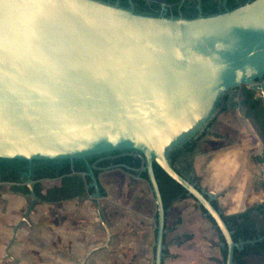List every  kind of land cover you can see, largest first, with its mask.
<instances>
[{"label":"water","instance_id":"1","mask_svg":"<svg viewBox=\"0 0 264 264\" xmlns=\"http://www.w3.org/2000/svg\"><path fill=\"white\" fill-rule=\"evenodd\" d=\"M263 76L264 0L194 18L99 0H0V159L85 162L105 239L80 264L111 238L87 158L124 150L141 158L153 198L152 264H161L165 232L153 162L213 219L232 264L234 249L264 235L234 241L215 194L177 173L169 152L206 128L227 90L244 85L264 102ZM29 173L10 241L36 200Z\"/></svg>","mask_w":264,"mask_h":264},{"label":"crops","instance_id":"2","mask_svg":"<svg viewBox=\"0 0 264 264\" xmlns=\"http://www.w3.org/2000/svg\"><path fill=\"white\" fill-rule=\"evenodd\" d=\"M227 113L223 112L219 119L226 118ZM218 122L216 120L209 129L210 134L202 139L205 147L202 159L197 160L194 152L193 172L201 190L213 192V201L221 212L228 215L253 204V181L260 176L257 174L258 166L250 160L253 154L250 142L253 137L258 139L251 133L250 124L238 112L232 116V126L219 125ZM215 127L225 130H213ZM212 132L219 137H213ZM231 132L236 133V138ZM215 140L227 142V146L217 150L212 142ZM221 151H224L223 155ZM112 171L124 173L114 168L103 170L100 174ZM98 178L101 184L108 187L111 179ZM43 182L59 185L57 180ZM0 186L6 187V191L0 189V264H80L85 252L104 241V230L98 224L93 209L79 207L75 220L71 221L68 216L70 205L67 204L60 208L63 216L58 228L38 224L37 216L40 215L32 212L30 223L19 225L10 241L12 226L18 221V204L23 198L13 194L7 184L0 183ZM129 196L125 191L117 195L116 201L124 208L123 215L127 220L121 222L120 228H117V223L116 226L110 223L109 248L93 252L85 264H152L155 207L152 210L143 205L141 209L133 204ZM73 201L64 200L62 203ZM53 204L58 203H42L44 206ZM42 210L43 213L48 212L45 207ZM164 228L161 264H224L218 234L192 198L172 201L165 213ZM118 245H121V254L115 251Z\"/></svg>","mask_w":264,"mask_h":264},{"label":"trees","instance_id":"3","mask_svg":"<svg viewBox=\"0 0 264 264\" xmlns=\"http://www.w3.org/2000/svg\"><path fill=\"white\" fill-rule=\"evenodd\" d=\"M99 1L109 4H113L114 2V0ZM247 1L250 0H227L224 10L235 8ZM132 3L134 6L133 11L155 16L154 14L143 12L142 0H132ZM118 6L128 9L127 0H119ZM213 7V0H203L201 3V8L203 9L202 15H212L224 11H214ZM194 17L196 16L189 15L183 18ZM234 90L235 95L233 97H235L236 100L231 101L229 104L223 103V98H219L217 101L218 113L228 109L238 108L240 110L241 117L246 119L252 127L254 134L261 143V152L259 154H252L250 156V160L262 167L264 183V104L259 97L255 96L252 90L244 85L235 87ZM215 117L216 116L213 117L202 132L196 136H191L189 139L169 152L170 163L175 171L181 176L187 178L190 182H195V186L199 190L201 188L198 185L197 177L193 172V154L199 144V141L206 135L207 128L210 127L215 120ZM131 153L132 151L129 150L109 152L103 155H116L118 156L117 159L112 160L111 162H109V160H96L98 157L97 155L87 158V162L90 165L94 164L92 171L97 180L99 174L103 170L119 167L125 173L137 176L147 181L146 172L141 170V158H134ZM28 165L30 170V179L34 182L32 186L33 192L40 202L57 203L64 200L77 199L83 194L84 187H86L88 194L94 192L93 186L90 185L91 179L87 173L88 170L86 164L81 159L53 161L33 160L30 163L23 160L0 159V182L11 183L8 187L11 192L27 193L28 188L25 185H19L17 183L21 181V171L27 168ZM152 168L160 191L164 213H166L172 201L175 199L185 197L192 198L187 194L183 187L170 178L155 162L152 163ZM58 177L61 179L58 186H53L46 190H42L40 188V184L43 179H54ZM98 189L100 195L102 197L105 196V190L99 180ZM211 203L220 212V215L226 223L228 229L232 231V239L234 241L253 239L264 234V213L262 216L254 215L253 204L248 206L243 211L227 215L219 210L215 201L212 200ZM197 207L212 223L218 234V238L222 243L221 253L224 262L226 248L223 236L216 227L213 219L206 214L204 208L198 204ZM260 211L261 210H259V212ZM155 216L156 213L154 214V217ZM253 253H257L259 255L258 259H253ZM232 264H264V238L254 244L244 245L241 250L234 249Z\"/></svg>","mask_w":264,"mask_h":264},{"label":"rangeland","instance_id":"4","mask_svg":"<svg viewBox=\"0 0 264 264\" xmlns=\"http://www.w3.org/2000/svg\"><path fill=\"white\" fill-rule=\"evenodd\" d=\"M226 112H228L226 114V116L228 118L227 117L226 118L221 117L219 119V116H221L223 114V112L218 113L216 115L214 122L210 126V128L213 127L216 120L219 121L218 122L219 125L225 126V125L230 124L232 126V123L230 122L232 120V116H236L237 112L240 114V110L238 108H235V109L228 110ZM213 130L223 131L225 129L224 128L219 129L218 127H215ZM251 133L253 135H255L252 127H251ZM211 134L213 135V137H216V138L219 137V135L214 133V132H212ZM231 134H232V137L236 138V133L231 132ZM202 139L199 141V144L197 145V147L194 151L196 153V157H197L196 159L197 160L202 159V152H203V149L205 148V147H203ZM212 142H213L215 148H217V150L224 149V147L227 146V142L218 141V140H215ZM230 142H232V144L234 143L232 140ZM250 148H251V151L253 152V154L260 153L261 152L260 141L256 140L253 137V141L250 142ZM216 153H217L216 155H218V151ZM223 153H224V151L220 152V154H222V155H223ZM256 165L258 166V170H259L258 171L259 173H257V174H259V176L262 177V167L259 166L258 164H256ZM99 177L100 178L104 177L106 179L109 178L112 180V181L110 180V184L108 185V187H106V185H104L102 183V186L105 190V196H103V197L101 196V200H100L101 211H102L103 216H104L108 225H110V223H114V225L116 226V223H117V225L119 226L117 228H120L122 226L121 222L123 223L124 222L123 220H125V219L127 220V218H125L123 215V209L124 208L116 201L117 195H120L123 191L127 192V194L130 195L129 198H131L134 201L133 204H137L140 208L143 205H145V207L147 206L148 208H151L153 210V208H154L153 198H152L151 192L149 190V186L144 179L140 180V179H138L139 177H137V176H133V175H130L127 173L124 174V173H121L118 171H114V172L112 171L109 173L99 174ZM53 184L54 183H47V182L42 183L41 182L40 188L42 190H46L50 187L58 186V185H53ZM0 189L3 191H6L5 186H0ZM145 201H146V204L144 203ZM57 203L58 204L44 206V205H42V203L36 202L35 205L32 207L31 214H30L29 218L32 216V212H36L38 215H40V216H37V218H38L37 222H39L38 224L56 229V228H58V226H60L61 220H62L61 218L63 216L62 213H60V211H61L60 208H63V206H66L65 204L70 205V208H68V211L70 214L68 216H69V219L71 221L74 218H76V216H77L76 211H78L79 207H84V206H86L88 208L91 207L93 209V211L95 212L94 204L92 202H89V201L87 202L85 200L74 199L73 202L62 203V201H61V203L60 202H57ZM26 205H27L26 200H20V202L18 204V209H17L18 219H19L21 212L25 209ZM44 207H45V210L48 211L47 213L42 212L43 211L42 209H44ZM83 219H85V217H83ZM29 220H32V219H29ZM97 222L100 225L98 217H97ZM143 223H145V221ZM103 237H105V234H103ZM115 251L116 252L119 251L121 254V245L116 246ZM120 258L121 257L119 256L118 259H120ZM150 258L152 260L153 256Z\"/></svg>","mask_w":264,"mask_h":264},{"label":"flooded vegetation","instance_id":"5","mask_svg":"<svg viewBox=\"0 0 264 264\" xmlns=\"http://www.w3.org/2000/svg\"><path fill=\"white\" fill-rule=\"evenodd\" d=\"M202 1L203 0H142V6H143V12L149 13V14H154L155 16L183 18V17H187L189 15H193V16L194 15L195 16L202 15V13H203V9L201 8ZM226 1L227 0H213V2H214L213 10L214 11L215 10H217V11L218 10L219 11L224 10ZM127 3H128V9L133 10L134 6L132 3V0H127ZM113 4L119 5V0H114ZM263 79H264V76H263ZM254 94L256 97H258L256 92H254ZM234 95H235V90H234V88H231V89L227 90L221 96V99L223 98V103L229 104L231 101L236 100V98L233 97ZM263 104H264V102H263ZM216 109H217V113L215 114V116L218 114V104L217 103H216ZM228 110H231V109H228ZM228 110H226V111H228ZM209 129H210V127L207 128L206 135L210 134ZM131 154L134 158H139V156L134 155V152H132ZM256 154H259V153H256ZM117 157L118 156H116V155H103V154H101V155H98L96 160H109V162H111L112 160H116ZM115 168L120 169L119 167H115ZM112 169H114V168H112ZM109 170H111V169H109ZM121 171L124 172L123 170H121ZM28 172H30L29 165L27 166V168H25L24 170L21 171V175H20L21 181L17 184L26 186V182L28 179ZM29 178H30V175H29ZM43 180H57L59 182V184L61 181L60 177L54 178V179H43ZM98 180H99V178H98ZM0 183H5V184H7L8 187L11 184L8 182H0ZM12 193L20 195L23 198V200H26V202L28 203L29 190L27 193H20V192H12ZM92 195H93V193L88 194L87 189H86V191H83V194L81 195V197H78L77 200H87L88 199L90 202H92L94 204V200L92 198ZM72 200H74V199H72ZM36 202H40L37 199V197H36V200H35L33 206L35 205ZM40 203H44V202H40ZM25 209H26V207H25ZM25 209L21 212L19 219L23 215ZM259 210H261V211L259 212ZM95 213H96V211H95ZM263 213H264V183H263V175H262V177L253 181V214L256 216H262ZM30 214H31V211L27 215L26 221L22 222L21 224H23V223L29 224L30 223V220H29ZM96 216H97V214H96ZM263 235H261V236H263ZM258 237H260V236H257L256 238H258ZM253 239H255V238H253ZM261 240H259V241H261ZM259 241H256V242H259ZM256 242H254V243H256ZM258 257H259V255L257 253H253V259H258Z\"/></svg>","mask_w":264,"mask_h":264}]
</instances>
